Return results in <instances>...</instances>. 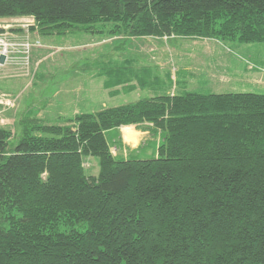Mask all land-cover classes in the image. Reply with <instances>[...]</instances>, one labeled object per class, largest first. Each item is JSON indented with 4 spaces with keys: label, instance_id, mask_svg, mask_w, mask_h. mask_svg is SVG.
<instances>
[{
    "label": "trees",
    "instance_id": "obj_1",
    "mask_svg": "<svg viewBox=\"0 0 264 264\" xmlns=\"http://www.w3.org/2000/svg\"><path fill=\"white\" fill-rule=\"evenodd\" d=\"M16 16L264 41V0H0ZM71 122L30 120L14 143L0 129V264H264V93H165ZM143 124L157 155L116 157L106 133Z\"/></svg>",
    "mask_w": 264,
    "mask_h": 264
},
{
    "label": "rangeland",
    "instance_id": "obj_2",
    "mask_svg": "<svg viewBox=\"0 0 264 264\" xmlns=\"http://www.w3.org/2000/svg\"><path fill=\"white\" fill-rule=\"evenodd\" d=\"M221 27L214 35H149L99 21L49 33L33 16L0 17V34L19 42V52L0 69V129L14 143L30 120L64 126L80 113L160 94L264 93V41L225 36L229 30ZM113 139V154L124 157ZM154 144L144 139L128 155L152 158ZM84 163L88 174L99 173L98 157L87 156Z\"/></svg>",
    "mask_w": 264,
    "mask_h": 264
},
{
    "label": "crops",
    "instance_id": "obj_3",
    "mask_svg": "<svg viewBox=\"0 0 264 264\" xmlns=\"http://www.w3.org/2000/svg\"><path fill=\"white\" fill-rule=\"evenodd\" d=\"M120 104L121 103H119L118 105ZM143 125L144 128L140 127L139 125H124L111 129L106 133L108 139L110 138V136L114 137L113 139L115 141L114 150L117 152L120 149L122 150L123 153H125V155H123L124 157H119V158L131 157L128 155L129 151L134 150L136 148L140 150L142 148L140 143L144 139L150 140V142L155 143L152 146L150 153L152 155H157L158 147L161 143V137L159 135L156 136V134L150 130V126H152V124H143ZM145 147L147 148V146Z\"/></svg>",
    "mask_w": 264,
    "mask_h": 264
},
{
    "label": "built area",
    "instance_id": "obj_4",
    "mask_svg": "<svg viewBox=\"0 0 264 264\" xmlns=\"http://www.w3.org/2000/svg\"><path fill=\"white\" fill-rule=\"evenodd\" d=\"M16 51L19 52V42L13 41L10 38L0 34V56L2 54L6 55V63L5 64L0 63V69L9 63L12 55ZM1 102L7 106L12 105V101L10 99L2 98Z\"/></svg>",
    "mask_w": 264,
    "mask_h": 264
},
{
    "label": "water",
    "instance_id": "obj_5",
    "mask_svg": "<svg viewBox=\"0 0 264 264\" xmlns=\"http://www.w3.org/2000/svg\"><path fill=\"white\" fill-rule=\"evenodd\" d=\"M0 63H1V64H5V63H6V55H5V54H2V55L0 56Z\"/></svg>",
    "mask_w": 264,
    "mask_h": 264
}]
</instances>
